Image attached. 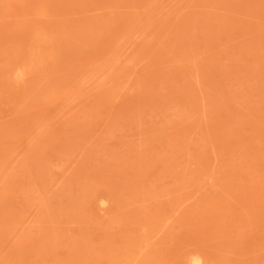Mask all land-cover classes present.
Here are the masks:
<instances>
[{
  "label": "rangeland",
  "instance_id": "1",
  "mask_svg": "<svg viewBox=\"0 0 264 264\" xmlns=\"http://www.w3.org/2000/svg\"><path fill=\"white\" fill-rule=\"evenodd\" d=\"M264 264V0H0V264Z\"/></svg>",
  "mask_w": 264,
  "mask_h": 264
},
{
  "label": "bare ground",
  "instance_id": "2",
  "mask_svg": "<svg viewBox=\"0 0 264 264\" xmlns=\"http://www.w3.org/2000/svg\"><path fill=\"white\" fill-rule=\"evenodd\" d=\"M190 264H205L202 257L199 255H193L190 259Z\"/></svg>",
  "mask_w": 264,
  "mask_h": 264
}]
</instances>
